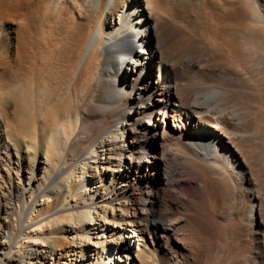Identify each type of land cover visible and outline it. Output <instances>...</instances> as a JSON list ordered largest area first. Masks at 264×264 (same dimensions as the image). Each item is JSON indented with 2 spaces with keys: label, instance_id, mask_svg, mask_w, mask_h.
Wrapping results in <instances>:
<instances>
[{
  "label": "bare ground",
  "instance_id": "bare-ground-1",
  "mask_svg": "<svg viewBox=\"0 0 264 264\" xmlns=\"http://www.w3.org/2000/svg\"><path fill=\"white\" fill-rule=\"evenodd\" d=\"M34 9L32 21L18 22L25 30L21 39L11 37L14 52L6 50L5 60L13 71L8 84L20 105V98L29 99L30 109H18L14 130L21 133L20 140H34V158L41 151V165L51 163L53 170L43 168L41 179L32 176L27 187L0 198V231L7 230L0 236L14 241L13 202L22 201L28 217L30 209L33 216L39 212L34 202L47 192L59 190L64 199L83 194L79 203L62 208L69 211L62 224L68 220L65 226L74 233L87 234L72 241L69 264L78 258L83 259L79 264L126 263L119 248L104 247L119 241L101 243L93 262L81 251L100 221L96 217L104 218L96 212L99 205L126 196L133 180L120 163V152L129 153L124 159L141 169L140 157L146 159L159 116L165 125L171 119L176 128L171 127L175 135L161 156L166 159L173 151L192 157L196 175L206 170L220 184L230 219L239 218L251 239L264 230V0H43L35 14ZM0 43L3 48L2 34ZM145 46L147 52H142ZM151 71L158 74L157 81L146 77ZM8 99L0 102V112ZM146 117L148 123H141ZM7 120L0 118V165L12 146ZM122 123L134 130L130 147L118 136ZM109 211L115 214L103 207L105 217ZM117 212L115 216H126L120 208ZM117 235L120 240L122 235L113 233ZM32 244L42 246L28 249L15 264H39L56 256L57 242ZM262 254L252 249L247 263L264 264ZM6 255L8 262L0 258V264L14 261ZM138 257L139 264L149 263L144 250H138Z\"/></svg>",
  "mask_w": 264,
  "mask_h": 264
},
{
  "label": "rangeland",
  "instance_id": "rangeland-1",
  "mask_svg": "<svg viewBox=\"0 0 264 264\" xmlns=\"http://www.w3.org/2000/svg\"><path fill=\"white\" fill-rule=\"evenodd\" d=\"M41 3L43 4V0H0V34L4 36L3 48H1L0 43V102L3 98L9 97L8 103H5L4 111L0 112V118L8 119V130H11L12 134L10 136L12 141L10 145L12 146H9L8 151L4 152L2 157L5 163L0 165V198L16 192V190L19 191L23 186L27 187L29 178L32 176L41 179L43 168H46L49 172L53 170L51 163L41 165L40 162L44 161L43 156L41 157V151L34 158V155L37 154L34 140L29 137L20 140L21 133L14 130V125L20 118L18 109L22 106L27 111L29 99L26 98L27 96H21L20 105L12 86L8 84L12 77L10 74L13 71L9 70V63L6 64L5 60V55L8 52L10 54L14 52L11 37H20L19 39H21L22 30H25L18 22L32 21L29 18L30 11L36 8L34 9L35 14ZM146 47L142 49V52H147L145 51ZM6 50H8L7 53ZM146 77L150 80H158V74L153 71L147 73ZM211 84L209 82L207 85L210 87ZM159 117L156 135L149 140L147 145L146 159L144 155L140 157V164L143 165L141 169L132 160L124 159L129 153L123 152V150L120 152V163L126 168L129 175L132 174L130 179L133 180L130 181V187L125 193L126 196H120L112 203H102L96 210L98 215L105 219L108 218V221L114 222L120 228L109 226L107 220L102 218V222L101 218L96 217L100 221L91 227L95 228V231H91L89 234L90 241L84 242L86 246L82 247L84 252L81 251L83 255L86 253V260L93 262V259L98 257L97 254L101 253L100 247H103L101 243L108 240H114L115 243L120 242L119 245L106 242L104 247L119 248L121 251L120 256L124 257V260L128 259L124 264H139L138 250H144L149 256L148 264H248L247 255L252 249L264 255V230L253 233L251 239L248 229L243 227L240 220H236L239 218H232V222L229 209H227L229 206L226 205V202H228L227 197L224 196L220 184L208 171L205 170L206 177L205 172H202L203 170L201 171L203 177L202 175H196L193 171L192 157L190 156L184 157L180 153L175 154L173 151L167 154L168 158L165 157L166 159L161 156L162 153H166L167 140L175 135L171 132V127L174 132H176V128L173 127L175 124L171 119L170 123L165 125L162 117ZM141 123H148V118L142 119ZM122 125L123 123L118 124L120 127L118 136L119 134L120 136L123 135L125 139L120 138H122L124 144L130 147L134 130L126 123H124L126 126L123 127ZM121 126L125 130H122ZM27 146L32 147L27 152L28 154L25 153ZM163 149L164 151H162ZM143 160H149L150 162L143 163ZM166 182L170 183L168 190L165 188ZM73 184H75V181ZM92 187L93 185L89 186V188ZM114 193L118 196L120 192L114 191ZM81 195L83 194L76 197L70 194L68 198L64 199L65 197L62 196L59 190L55 189L54 192H47L45 196L40 195L34 202L35 210L37 209L39 212H34L33 216L31 214L33 210L30 209L28 217L24 213L22 201L13 202L9 208L14 212L11 217V231L13 232L14 241L11 243L8 239L0 236V258H3L4 263L8 262L5 257L6 254L12 255L14 261L11 264H15V260L26 256L28 249L33 248L34 250L37 248L39 250L41 244L51 246L52 242H57L56 256H53L52 259L49 258L46 262L40 261L39 264H69L70 259L68 260L67 252L72 249L75 250V248H72V241H77L78 236L86 237L87 234L74 233L68 225L65 226L68 220L65 221L64 225L62 224V218L66 217L69 212L63 211L62 208L67 203H79ZM25 198V202L29 204L31 200L28 196ZM146 200L147 204L145 206ZM105 206L114 209L115 214L113 215L109 211L107 217H105L106 213L103 212ZM119 208L122 214L126 216H115L120 214V212H117ZM147 210H150L149 214ZM98 215L96 214V216ZM89 216L88 219H90ZM122 219L125 220L123 225L126 226H120ZM229 221L231 224L228 223ZM127 222L132 227L127 226ZM235 223L242 226L238 227ZM40 225V232L35 233L34 229ZM65 230H68L69 233H64ZM4 231L7 232L6 229H3ZM3 232L0 231V235H3ZM114 232L122 235L121 241L118 240V235L113 236ZM103 235L105 236L104 239L102 238ZM73 237H75V240L72 239ZM253 239L258 240L260 246L254 245ZM16 243L20 244L17 245ZM32 243L41 246H35ZM88 243H91L92 246H89ZM247 246L248 248H246ZM11 247H19V249H10ZM17 252L18 254H16ZM69 258L73 259L74 256L71 255ZM82 260L78 258L75 264H79Z\"/></svg>",
  "mask_w": 264,
  "mask_h": 264
}]
</instances>
